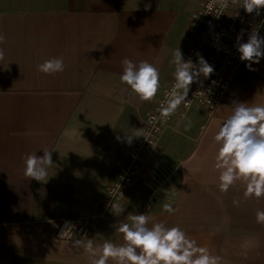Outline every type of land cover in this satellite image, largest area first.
<instances>
[{"label": "crops", "instance_id": "1", "mask_svg": "<svg viewBox=\"0 0 264 264\" xmlns=\"http://www.w3.org/2000/svg\"><path fill=\"white\" fill-rule=\"evenodd\" d=\"M204 2L0 0V264H89L73 241L122 244L116 229L128 213L148 216L149 227L161 221L179 226L220 264H264V223L255 215L264 210V196L246 198L240 180L219 191L213 139L236 102L264 104V58L252 65L255 71L244 64L216 109L178 107L124 211L97 217L146 113L170 81L173 51L183 55L187 48L191 13ZM52 57L63 58V72L37 71ZM124 58L159 69L160 86L150 101L120 83ZM126 135L136 136L129 144ZM43 149L53 162L47 176L42 182L25 177L23 157L42 156ZM155 174L166 184L157 193L144 183ZM168 203L172 215L163 212ZM82 215L92 217L86 238L57 235L63 221Z\"/></svg>", "mask_w": 264, "mask_h": 264}, {"label": "clouds", "instance_id": "2", "mask_svg": "<svg viewBox=\"0 0 264 264\" xmlns=\"http://www.w3.org/2000/svg\"><path fill=\"white\" fill-rule=\"evenodd\" d=\"M228 0H217V7H227ZM239 8L259 16L264 9V0H239ZM260 25L252 29L246 42H239L237 51L239 59L246 61L245 67L255 71L253 64L264 58V36L258 33ZM243 32V30H241ZM4 36L0 34V42ZM3 55L0 50V56ZM171 63L175 66L173 83L165 98L157 109L160 118L167 119L173 115L181 104L185 108L190 100L186 99L190 85L203 83L213 72V67L197 53V62L185 60L181 50L175 49ZM122 72L119 80L126 90L140 101H150L156 96L160 86L159 69L146 60L133 62L128 58L121 61ZM65 63L62 57L45 59L37 65V71L52 75L63 72ZM136 135H126L127 143H131ZM214 141L218 145L214 167L217 169L220 192H227L237 181L244 182L246 198L264 196V104L249 106L245 102H236L230 115L224 119L216 131ZM23 174L27 178L42 182L47 176V168L53 162L51 152L43 149V155L36 153L23 157ZM238 204V201H233ZM115 208V205L112 206ZM121 212L124 209H120ZM163 212L172 215L175 208L170 204L163 206ZM257 223H264V210L256 211ZM128 222L121 223L116 231L122 234V244L105 240L102 245H94L92 239L86 242L79 239L73 241L75 246L82 247L89 255V264H220V257L211 254L207 247L197 244L189 238L179 226H166L164 222H154L148 226L149 217L143 213H128ZM73 225H68L65 232ZM73 233V232H72Z\"/></svg>", "mask_w": 264, "mask_h": 264}, {"label": "built area", "instance_id": "3", "mask_svg": "<svg viewBox=\"0 0 264 264\" xmlns=\"http://www.w3.org/2000/svg\"><path fill=\"white\" fill-rule=\"evenodd\" d=\"M216 3L217 0H205L190 16L185 34L188 45L183 58L196 63L197 53H199L213 67V72L207 79L203 76L199 78L203 81L202 84L194 82L190 85L186 97L190 100L189 106L187 108L183 104L178 106L183 111L193 106H205L214 110L222 103L231 84L246 63L239 59L236 48L237 37L240 36L239 42H246L253 28L260 25L258 29L260 35L264 27V9H261L260 15L256 16L255 13L248 14L243 8H239V0H228L227 7H217ZM173 73L174 71L155 105L146 113L142 133L130 150L116 180L106 190L97 217L109 219L118 212L138 183L145 164L155 150L160 137L170 127L172 115L162 119L157 109L164 100L165 93L172 87ZM151 179V183L144 182L147 187L152 188L156 193L164 189L165 181L158 175L151 176ZM152 183L157 184V187L153 188ZM152 203V198L149 197L146 207L150 208ZM113 205L115 208L112 207ZM91 220L92 217L87 215L65 220L61 223L57 235L64 239L86 238L90 233ZM68 225L74 226L72 231L69 228L62 233Z\"/></svg>", "mask_w": 264, "mask_h": 264}, {"label": "rangeland", "instance_id": "4", "mask_svg": "<svg viewBox=\"0 0 264 264\" xmlns=\"http://www.w3.org/2000/svg\"><path fill=\"white\" fill-rule=\"evenodd\" d=\"M187 15H188V12L186 11V12H184L182 15H181V17H182V22H183V20L185 21V19L187 18ZM59 230V229H58ZM57 234H58V232H57Z\"/></svg>", "mask_w": 264, "mask_h": 264}]
</instances>
